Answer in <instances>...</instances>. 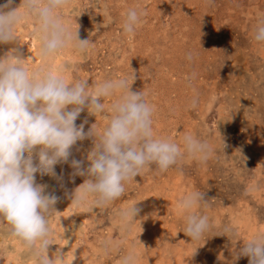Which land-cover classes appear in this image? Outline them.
I'll return each instance as SVG.
<instances>
[{"label": "rangeland", "instance_id": "374dc122", "mask_svg": "<svg viewBox=\"0 0 264 264\" xmlns=\"http://www.w3.org/2000/svg\"><path fill=\"white\" fill-rule=\"evenodd\" d=\"M130 8L143 15L127 34L122 26ZM58 14L80 39L92 42L90 51L77 54L68 47L42 60L29 17L17 28L18 42L0 44V56L16 48L30 71L64 68L69 82L86 79L90 91L134 72L131 90L144 91L153 106L154 133L170 137L182 151L183 136L191 134L214 152L205 163L185 154L164 172L153 165L127 182L120 198L90 208L71 203L75 188L87 179L73 177L71 160L86 168L94 146L91 137L78 141L69 161L55 166L62 179L36 174V182L59 198V213L49 220L54 243L49 257L59 249L64 264H120L130 251L136 264L231 261L244 241L264 232V44L253 39L264 0H69ZM115 99L104 100L105 114L85 109L76 124L83 123L85 132L94 124L102 132ZM194 191L207 203L193 212L208 216L210 224L199 240L184 233L186 214L177 207ZM135 203L140 209L135 221H121L120 211ZM225 227L235 235L225 234ZM8 233L7 223L0 222V264H34ZM248 261L242 256L235 264Z\"/></svg>", "mask_w": 264, "mask_h": 264}, {"label": "clouds", "instance_id": "9594fccd", "mask_svg": "<svg viewBox=\"0 0 264 264\" xmlns=\"http://www.w3.org/2000/svg\"><path fill=\"white\" fill-rule=\"evenodd\" d=\"M211 2V0H209ZM69 0H4L0 3V44L16 43L19 25L31 17L35 23L33 35L39 42L42 60L55 57L71 47L77 54L90 51L92 42L80 39L77 29L72 31L58 14ZM143 12L130 8L124 18L123 31L131 34L141 22ZM253 39L264 44V18L255 28ZM188 53L187 59L192 60ZM64 68L55 72L41 67L29 70L18 49L0 56V222L9 226L15 237L31 254L34 264H64L65 255L57 249L49 257L53 245L50 218L59 213L55 209L58 196L46 192V185L36 182V174L57 180L55 166L69 161L71 149L86 137L93 139L87 156L88 166L72 159L74 176L87 179L75 188L71 203L90 208L104 207L120 198L127 182L145 169L164 172L185 154L205 163L213 155V147L191 134H185L181 145L170 137L158 136L153 130V106L144 91L133 92L135 74L128 78L108 79L90 89L88 80L69 82ZM131 81V82H130ZM116 97L107 109L108 123L98 133L94 124L85 132L83 123L76 120L87 109L90 114H105L104 100ZM196 101L193 99L192 107ZM203 193L194 191L178 203L185 213L184 233L191 240H199L209 230V218L196 215L193 209L206 206ZM132 204L119 213L121 221H135L140 209ZM225 234L235 230L224 228ZM242 256L248 264H264V232L258 231L234 250L235 264ZM134 252H128L120 264H136Z\"/></svg>", "mask_w": 264, "mask_h": 264}, {"label": "bare ground", "instance_id": "6f19581e", "mask_svg": "<svg viewBox=\"0 0 264 264\" xmlns=\"http://www.w3.org/2000/svg\"><path fill=\"white\" fill-rule=\"evenodd\" d=\"M16 5V4H15ZM58 62V61H57ZM63 62V61H62ZM65 62V61H64ZM29 65V64H28ZM179 216V215H178ZM74 225V224H73ZM68 227V226H67ZM146 245V244H145Z\"/></svg>", "mask_w": 264, "mask_h": 264}]
</instances>
